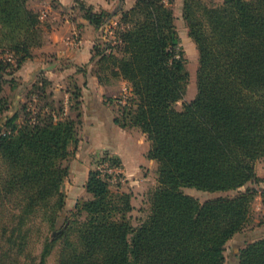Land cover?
Masks as SVG:
<instances>
[{
	"label": "trees",
	"instance_id": "obj_1",
	"mask_svg": "<svg viewBox=\"0 0 264 264\" xmlns=\"http://www.w3.org/2000/svg\"><path fill=\"white\" fill-rule=\"evenodd\" d=\"M172 3L65 6L96 31L90 62L99 81L129 82L115 121L150 140L157 184L145 216L134 224L130 192L112 189L97 169L84 184L89 197L64 212L62 162L78 120L54 118L41 73L17 106L0 94V264H47L55 248V264H225L227 241L250 220L257 190L247 183L258 181L264 157V0H182L197 68L196 92L180 107L188 72ZM39 23L25 0H0V45L13 58H0V90L41 43ZM69 91L78 110L79 88ZM184 187L236 192L201 202ZM235 264H264V234L246 240Z\"/></svg>",
	"mask_w": 264,
	"mask_h": 264
},
{
	"label": "crops",
	"instance_id": "obj_2",
	"mask_svg": "<svg viewBox=\"0 0 264 264\" xmlns=\"http://www.w3.org/2000/svg\"><path fill=\"white\" fill-rule=\"evenodd\" d=\"M57 1L63 7L70 6L73 2ZM84 1L96 9L108 10H115L119 6L127 9L134 3V0ZM181 7L180 0V17ZM45 9L47 14L45 16L39 14V19L42 26L47 29L48 39L45 40L43 48L35 50L33 52L35 55L25 59L16 71L15 76L21 79V83L18 85L17 97L15 93L12 105L17 106L19 102L24 101L25 91L42 73L51 81L49 100L57 108L55 117L78 120L77 143L69 146L71 152L67 161L69 173L63 183L66 205L72 207L81 195L89 196L84 184L89 171L95 168L97 159L106 155L117 158L122 175L130 184L143 181L154 160L148 157L150 140L146 133L139 127L121 126L115 121L119 106L116 97L123 91H129V82L122 78L101 82L93 72L94 63L90 62V59L96 36L94 27L83 17L72 13L71 9L65 11L61 7L57 11L49 4ZM118 19L117 13L111 17L108 26L115 25ZM76 30H79L77 37L74 34ZM72 86L79 88L78 110L72 107L69 91ZM255 173L259 177L258 181L249 182L247 185L257 190L253 205L258 216L263 217L264 157L256 161ZM253 225L259 229L257 230L259 233L255 235L253 232L249 239L264 234V219H257Z\"/></svg>",
	"mask_w": 264,
	"mask_h": 264
},
{
	"label": "rangeland",
	"instance_id": "obj_3",
	"mask_svg": "<svg viewBox=\"0 0 264 264\" xmlns=\"http://www.w3.org/2000/svg\"><path fill=\"white\" fill-rule=\"evenodd\" d=\"M25 1H26V5L29 8L37 11L40 15H44V16L47 14V10L45 9V7L48 4L51 5V7L53 9H56V10L58 8L60 9L61 7L65 11L68 10L65 7L61 6L57 0H25ZM204 1L211 3V4L221 2V0H204ZM181 2H182V0H181ZM179 5H180V0H173L172 7H173L174 14H175V24H176V28L179 32V36L181 39L182 49L184 50V56L186 58V69H187L188 75H187V82H186V89H185L184 96L182 99H180L178 101L177 107L181 106L183 100H189L194 96V94L196 92V68H197V52H196L194 43L191 41L190 37L187 34V31H186L187 28L185 26L182 15L180 17ZM37 6H40V8L38 9ZM57 11H59V10H57ZM39 27H40V29L37 32L38 35L35 38H36V40L40 39L41 43L36 44L33 47H31L32 55L34 54L33 52L35 50L39 51V49L41 47L43 48V46H44L43 44L46 43L45 40L48 39V34L46 32L47 29H45V27L42 26L41 23H39ZM3 49H5V50L3 51ZM7 49L8 48L6 47V45L5 46L0 45V58H8V57L11 58V54H10L11 52H9ZM11 60L13 61V58H11ZM7 70H8V68H7ZM15 73H16V71H15ZM8 76L9 75H7V77ZM20 83H21V79L15 80L14 83H11V81L4 82L2 84V89L0 90V94L6 95L9 99V101H11L12 98H14V95H15L16 90L18 88V85ZM27 90H28V88H27ZM27 95H28V91H25L24 101L27 100ZM24 101H22V102H24ZM54 118L57 119L56 117H54ZM75 143H77V142H73L70 145H73ZM70 155H71V153H70ZM69 156L67 159L63 160V162H62L64 165L67 166V168H68L67 161L69 160ZM102 158L103 157L97 159L95 166H94L95 167L94 169L97 168L96 167L97 163ZM68 173H69V170H68ZM68 173H67L65 178H67ZM156 184H157V163L155 160H154V163L149 168V170L146 174V178H144L143 181L141 180L138 183L130 184L125 180L124 176L122 175L120 180H117L115 183L111 184L112 189H116L118 186L120 191L130 192L131 202L134 206V208L131 210L130 213L132 216V218H131L132 222L134 224H136L140 218L145 216L146 211H147V206H148L147 198H148L150 192L156 186ZM183 191L188 193V194L193 195L194 197H196L201 202L208 199V198H211V197H216V196L225 195V194L232 195L236 192L235 190H230V191H226V192H208V191L199 190V189L194 188V187H184ZM63 192L65 193L64 185H63ZM88 197H89L88 195H81L77 199V202L81 201L83 199H86ZM66 204H67V202L65 200V206H64V212L65 213L75 208V206L68 207ZM250 216H251L250 220L245 225L242 232L237 233L229 241H227V243L225 245V250H224L225 264H235L236 260H237L238 253H239V249L241 248V246L246 242L247 239H249V237L251 236V234L253 232H255V235H257L259 233L257 231L259 229L254 228L255 225H253V224H254V222H256L257 219H264V216L263 217L258 216V212L255 209V205H253V203H252V209H251V215ZM56 254H57V248H55L51 252V254L49 255V257L47 259V264H55Z\"/></svg>",
	"mask_w": 264,
	"mask_h": 264
},
{
	"label": "built area",
	"instance_id": "obj_4",
	"mask_svg": "<svg viewBox=\"0 0 264 264\" xmlns=\"http://www.w3.org/2000/svg\"><path fill=\"white\" fill-rule=\"evenodd\" d=\"M75 37L79 34V30L74 32ZM128 91H123L118 97H116L117 102L125 103L127 99ZM97 171L101 176L107 179V181L112 184L115 183L117 180H120L122 176L121 167L118 165L113 164L108 158L103 157L97 163Z\"/></svg>",
	"mask_w": 264,
	"mask_h": 264
}]
</instances>
